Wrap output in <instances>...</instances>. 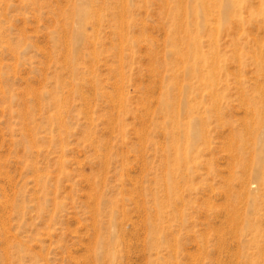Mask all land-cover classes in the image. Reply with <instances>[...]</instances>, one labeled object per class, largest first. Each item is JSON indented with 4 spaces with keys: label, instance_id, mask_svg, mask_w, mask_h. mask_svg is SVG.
I'll use <instances>...</instances> for the list:
<instances>
[{
    "label": "rangeland",
    "instance_id": "obj_1",
    "mask_svg": "<svg viewBox=\"0 0 264 264\" xmlns=\"http://www.w3.org/2000/svg\"><path fill=\"white\" fill-rule=\"evenodd\" d=\"M263 54L264 0H0V264H264Z\"/></svg>",
    "mask_w": 264,
    "mask_h": 264
},
{
    "label": "bare ground",
    "instance_id": "obj_2",
    "mask_svg": "<svg viewBox=\"0 0 264 264\" xmlns=\"http://www.w3.org/2000/svg\"><path fill=\"white\" fill-rule=\"evenodd\" d=\"M237 2H238V1H237ZM193 42H194V40H193ZM259 52H260V50H259ZM192 54L195 55V54H197V52H196V51H193ZM257 55H258V54H257ZM263 55H264V54H263ZM260 57H262V56H260ZM260 60H262V59H260ZM260 60H259V57L257 56V57H256V60H255V64H256L257 68H258L259 65H260ZM263 63H264V62H263ZM263 66H264V65H263ZM260 67H261V66H260ZM260 67H259V68H260ZM261 68H262V67H261ZM262 82H263V81H262ZM207 86H208V85H207ZM211 86H212V84L210 83L208 87H211ZM256 89H257V88H256ZM261 94H262V93H261ZM262 95H263V94H262Z\"/></svg>",
    "mask_w": 264,
    "mask_h": 264
}]
</instances>
